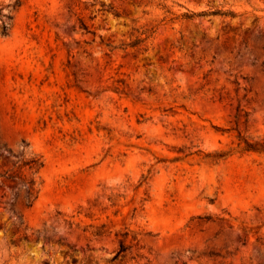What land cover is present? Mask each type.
<instances>
[{"label":"rangeland","instance_id":"1","mask_svg":"<svg viewBox=\"0 0 264 264\" xmlns=\"http://www.w3.org/2000/svg\"><path fill=\"white\" fill-rule=\"evenodd\" d=\"M0 10V264H264V0Z\"/></svg>","mask_w":264,"mask_h":264},{"label":"trees","instance_id":"2","mask_svg":"<svg viewBox=\"0 0 264 264\" xmlns=\"http://www.w3.org/2000/svg\"><path fill=\"white\" fill-rule=\"evenodd\" d=\"M109 9H112L111 6H109ZM114 14L116 15L118 12L113 9ZM207 13H219L223 15H230L234 16V12L232 10H226V11H212L208 12L205 10L198 11V12H192L191 14H184L186 17H192L194 15H202V14H207ZM0 15H1V10H0ZM10 17V15H7ZM80 26L84 28L85 30L88 28V25L80 19ZM6 28V23L3 21V29L2 32L4 33ZM142 33H145V31H142ZM145 39V37H142L140 35L136 36L135 39L131 42H129V45L134 46L136 44H139ZM244 141V149L245 150H257V151H264V141H251L247 138H243ZM43 166V160L41 159L40 156L38 155H32L29 158L25 159L23 163L21 164V167H25L29 170V175L21 173L18 174V179L24 184L25 186V199H26V204L30 205L33 200L37 197L39 188L36 185V178H35V173L39 171V169ZM209 218V216H206ZM124 250L123 244H121L120 249L118 250L117 254L114 256V258L117 257V255Z\"/></svg>","mask_w":264,"mask_h":264}]
</instances>
